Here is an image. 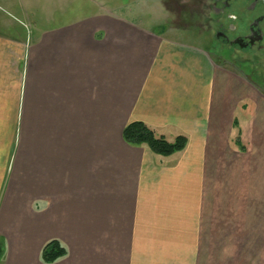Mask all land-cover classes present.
Here are the masks:
<instances>
[{"label":"crops","instance_id":"crops-1","mask_svg":"<svg viewBox=\"0 0 264 264\" xmlns=\"http://www.w3.org/2000/svg\"><path fill=\"white\" fill-rule=\"evenodd\" d=\"M14 3L0 2V264H47L53 239L68 253L51 264H264V171L235 148L246 93L215 113L203 92L229 66L112 15L38 27ZM135 120L187 146L130 144Z\"/></svg>","mask_w":264,"mask_h":264},{"label":"rangeland","instance_id":"rangeland-1","mask_svg":"<svg viewBox=\"0 0 264 264\" xmlns=\"http://www.w3.org/2000/svg\"><path fill=\"white\" fill-rule=\"evenodd\" d=\"M15 4V11H18L15 13L10 10L14 14L13 18H21L28 12L31 14L34 25L38 27H49L62 22L71 23L78 18L94 14H102V19L109 22L111 21L109 17L112 15V18L122 20L125 24L152 29L150 31L152 33L161 31L175 40L209 47V53L215 63L229 66L231 74L222 78L224 74L221 75V71L215 70V82L204 85L203 92L213 94L215 113L231 103L233 94L246 93V104L241 103V108L250 111V114L246 113V120L240 117V121L235 124L237 126L246 125L248 135L244 137L245 139L241 132V136H235V148L248 152L246 160L252 159L250 156L255 155L258 160L255 163L256 170L264 171V86L262 85L261 88L260 85L253 84L251 77L247 76L248 73L243 72L244 64L241 63L242 60L240 61L236 53L233 52L228 58L224 53L222 54L224 47L221 43L216 40L211 41V35H208L205 28L206 18L210 16L213 19V13L210 14L206 7L208 6L207 0H15L13 5ZM0 8H2L1 5ZM52 14H54L53 19H51ZM205 36H209V40ZM234 71L239 73V75L236 74L237 76H241L240 74L247 76L255 90L261 94H254L253 100L252 94L246 92V86L234 75ZM258 76L262 75L258 74ZM254 112L256 126L260 128V131L252 130ZM234 132L236 133L237 130ZM174 139L171 137L170 141ZM247 168L255 169L251 165Z\"/></svg>","mask_w":264,"mask_h":264},{"label":"flooded vegetation","instance_id":"flooded-vegetation-1","mask_svg":"<svg viewBox=\"0 0 264 264\" xmlns=\"http://www.w3.org/2000/svg\"><path fill=\"white\" fill-rule=\"evenodd\" d=\"M207 3L210 14L213 13V19L210 16L206 18L205 26L208 35H211V41L221 43L224 47L222 54L228 58L233 52L236 53L244 64L243 72L248 73L253 84L262 88L264 0H207ZM206 39L209 40V36ZM258 74L262 76L259 77Z\"/></svg>","mask_w":264,"mask_h":264},{"label":"trees","instance_id":"trees-1","mask_svg":"<svg viewBox=\"0 0 264 264\" xmlns=\"http://www.w3.org/2000/svg\"><path fill=\"white\" fill-rule=\"evenodd\" d=\"M123 137L128 143L146 146L161 157H168L183 150L188 143V137L185 134H179L170 141L154 127L140 120L129 122L124 128ZM67 253L66 246L60 240L53 239L44 245L41 258L43 262L51 264L65 257Z\"/></svg>","mask_w":264,"mask_h":264}]
</instances>
